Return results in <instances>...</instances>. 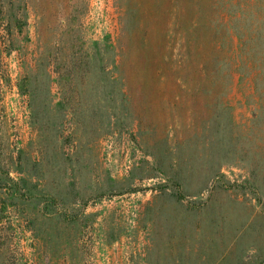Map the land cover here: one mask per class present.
I'll list each match as a JSON object with an SVG mask.
<instances>
[{"label":"rangeland","instance_id":"rangeland-1","mask_svg":"<svg viewBox=\"0 0 264 264\" xmlns=\"http://www.w3.org/2000/svg\"><path fill=\"white\" fill-rule=\"evenodd\" d=\"M87 1L84 41L116 38L119 4ZM68 3L0 0V264H264V110L238 97L225 100L231 111L207 96L174 95L171 60L163 78L148 73L154 94L138 101L137 132L122 107L113 128L101 127L86 83L71 87L66 108L58 105L47 61L66 31ZM10 15L27 16L29 41L1 55ZM32 64L36 128L20 91Z\"/></svg>","mask_w":264,"mask_h":264},{"label":"trees","instance_id":"trees-1","mask_svg":"<svg viewBox=\"0 0 264 264\" xmlns=\"http://www.w3.org/2000/svg\"><path fill=\"white\" fill-rule=\"evenodd\" d=\"M115 2L119 4L120 34L116 38L107 35L93 44L84 41L81 24L84 8L89 2L69 0L63 10L67 28L61 35V43H56L59 47L53 54L55 57H49L47 61L49 67L57 71L55 83L57 94L61 96L58 105L66 108L71 87L86 83L88 89L91 86L90 92L97 93L101 127L113 128L114 119L121 117L122 107L123 114L127 115H122L123 119L127 120L129 116L137 119L129 125L137 132V127L144 124L140 113L136 114L144 108L138 101L149 93L154 94L147 83L148 73L153 70V75L163 78L160 68L171 60L170 64L178 72L179 89L174 95L207 96L231 111L233 108L225 100L238 97L241 104L252 103L254 113L264 110V17L261 15L263 7L259 4L262 0ZM7 10L12 14L13 8ZM3 21L9 37L1 55L4 51L7 55L21 52L25 41H29L27 16L10 15ZM16 30L23 37L16 36ZM161 43L176 48L178 57L177 54L170 58L164 56ZM39 61L36 57V66ZM34 64L26 65L28 70L20 91L29 101L32 126L36 128L40 91L35 84L38 77ZM2 70L4 83L11 81L8 70ZM45 76L48 78L50 74L46 72ZM74 93L79 94L78 91ZM2 181L0 177V191ZM26 193L32 196L34 191L28 189ZM14 194L27 195L20 188H14Z\"/></svg>","mask_w":264,"mask_h":264}]
</instances>
